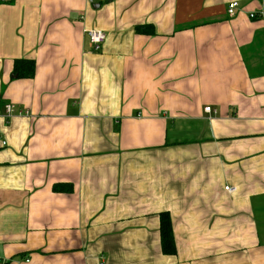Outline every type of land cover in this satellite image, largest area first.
I'll use <instances>...</instances> for the list:
<instances>
[{
	"label": "crops",
	"instance_id": "obj_1",
	"mask_svg": "<svg viewBox=\"0 0 264 264\" xmlns=\"http://www.w3.org/2000/svg\"><path fill=\"white\" fill-rule=\"evenodd\" d=\"M230 1L0 0V264H264V0Z\"/></svg>",
	"mask_w": 264,
	"mask_h": 264
},
{
	"label": "trees",
	"instance_id": "obj_2",
	"mask_svg": "<svg viewBox=\"0 0 264 264\" xmlns=\"http://www.w3.org/2000/svg\"><path fill=\"white\" fill-rule=\"evenodd\" d=\"M36 63L33 59H17L15 62V73L19 77H33L35 73ZM56 190H59L57 186ZM61 190V189H60ZM161 233H162V248L166 253H175V242L172 232V223L168 213H161Z\"/></svg>",
	"mask_w": 264,
	"mask_h": 264
},
{
	"label": "built area",
	"instance_id": "obj_3",
	"mask_svg": "<svg viewBox=\"0 0 264 264\" xmlns=\"http://www.w3.org/2000/svg\"><path fill=\"white\" fill-rule=\"evenodd\" d=\"M239 7V2L237 0H233V1H230L229 4H228V8H227V12L230 16H234L236 13H237V9ZM263 14V12L261 13ZM251 16L254 17L255 16V13H251ZM87 34H88V37L90 39V42L92 43L93 47L96 49V50H99L103 47L104 43L106 42V39H107V34L104 30L102 29H99V28H93V29H89L87 31ZM206 111H211L212 108L211 106H207L205 108ZM16 112V107L14 104L12 103H7L5 106H4V114L7 116V117H11V115H13L14 113ZM19 114L21 113H24V114H29L28 111H23V110H20L18 112ZM225 189L229 192H235L237 190L236 187L234 186H230V185H226L225 186ZM0 261L3 262V263H6V259H3L0 257Z\"/></svg>",
	"mask_w": 264,
	"mask_h": 264
},
{
	"label": "rangeland",
	"instance_id": "obj_4",
	"mask_svg": "<svg viewBox=\"0 0 264 264\" xmlns=\"http://www.w3.org/2000/svg\"><path fill=\"white\" fill-rule=\"evenodd\" d=\"M255 16H256V13H255ZM255 16H254V17H255Z\"/></svg>",
	"mask_w": 264,
	"mask_h": 264
}]
</instances>
